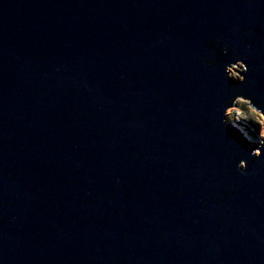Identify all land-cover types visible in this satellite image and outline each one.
<instances>
[{"label":"water","instance_id":"1","mask_svg":"<svg viewBox=\"0 0 264 264\" xmlns=\"http://www.w3.org/2000/svg\"><path fill=\"white\" fill-rule=\"evenodd\" d=\"M240 99L264 0H0V264H264Z\"/></svg>","mask_w":264,"mask_h":264},{"label":"rangeland","instance_id":"2","mask_svg":"<svg viewBox=\"0 0 264 264\" xmlns=\"http://www.w3.org/2000/svg\"><path fill=\"white\" fill-rule=\"evenodd\" d=\"M243 68L240 64L236 65L230 68V74L236 78H242L239 72ZM228 114L231 119L244 126L253 139L261 140L264 137V115L254 109L249 102L238 100L236 106L228 110Z\"/></svg>","mask_w":264,"mask_h":264}]
</instances>
